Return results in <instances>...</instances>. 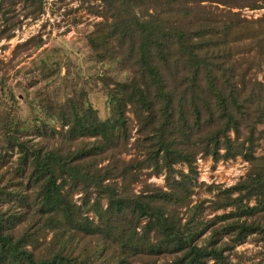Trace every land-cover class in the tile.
<instances>
[{"label": "trees", "instance_id": "obj_1", "mask_svg": "<svg viewBox=\"0 0 264 264\" xmlns=\"http://www.w3.org/2000/svg\"><path fill=\"white\" fill-rule=\"evenodd\" d=\"M81 4L99 17L93 72L37 87L26 115L11 90L0 107V264H246L234 246L249 236L250 264H264V13L242 12L264 0ZM18 5L43 11V0H0V39ZM43 42L33 34L12 54ZM198 155L240 156L247 170L229 185L199 180ZM159 174L162 185L148 180Z\"/></svg>", "mask_w": 264, "mask_h": 264}, {"label": "rangeland", "instance_id": "obj_2", "mask_svg": "<svg viewBox=\"0 0 264 264\" xmlns=\"http://www.w3.org/2000/svg\"><path fill=\"white\" fill-rule=\"evenodd\" d=\"M16 11L20 22L14 27L11 36L0 39V57L8 60V64L0 73L4 79L3 88L0 89V107L8 100L7 92L11 90L19 99V113L26 115L37 87L52 84L62 91L66 87L64 84L68 87L79 85L80 74L89 75L93 72L92 61L89 60L90 46L87 34L93 30L94 20L99 17L89 12L86 4H81V0H43V11L36 17L24 15L21 5L17 6ZM242 12L256 16L264 13V8H242ZM75 17L80 19H74ZM38 33L44 40L41 46L32 45L13 56L12 50L17 42ZM44 64H58L59 70L53 74V78L41 77L39 69ZM88 84L91 87L89 98L97 107L100 116L104 117L108 114V107L100 84L98 81L94 82L93 77ZM2 90L6 91V94L2 95ZM122 155L128 157L131 154ZM195 162L199 180L220 182L224 185L239 179L248 166V162L240 156L213 161L211 156L198 155ZM148 180L162 185L163 174L151 175ZM138 187L139 184H136V188ZM197 190L193 194L195 199L198 196H210L203 188ZM258 248V242L251 236L234 246V250L240 253L241 260L246 264L256 262L259 258ZM234 256L236 255L232 254V257ZM207 264L215 262L211 259Z\"/></svg>", "mask_w": 264, "mask_h": 264}, {"label": "built area", "instance_id": "obj_3", "mask_svg": "<svg viewBox=\"0 0 264 264\" xmlns=\"http://www.w3.org/2000/svg\"><path fill=\"white\" fill-rule=\"evenodd\" d=\"M198 160H201V158H198Z\"/></svg>", "mask_w": 264, "mask_h": 264}]
</instances>
